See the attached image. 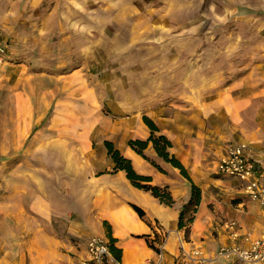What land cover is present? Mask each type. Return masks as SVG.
<instances>
[{"label": "crops", "instance_id": "0c3cea01", "mask_svg": "<svg viewBox=\"0 0 264 264\" xmlns=\"http://www.w3.org/2000/svg\"><path fill=\"white\" fill-rule=\"evenodd\" d=\"M36 1L39 4L41 0ZM194 1L201 2L205 13L192 19H187L190 13L185 14L184 37L202 40L200 49L190 52L207 54L211 48L213 54L225 55L227 61L222 58L217 64L208 61L196 63L201 66L195 73L171 82L172 86L180 87L178 91L171 92L166 102L137 118L114 114L115 119L107 121L104 128L95 122L91 127L72 131L67 138L58 137V134H65L59 125H42L33 131L29 141L28 148L31 150H52L58 154L78 156L64 158L65 166H75L76 169L70 172L72 180L67 175L70 179L56 182L57 197L48 196L45 191L48 185L43 181L42 196L35 202L41 218L49 221L56 217L64 219L69 233L87 242L96 236L107 240L103 226L106 222L115 240L114 246L121 251L119 264H140L153 259L155 253L142 238L149 236L152 239L153 232L164 236L161 246L164 261L173 264L179 256V239L183 235L177 229L178 216L190 197L189 183L177 169L158 158L150 145L144 154L162 172L127 146L130 139L146 140L149 136L142 116L151 119L159 133L171 142L170 153L200 189V203L189 226V245L201 246L207 254L228 245L230 241L223 228L225 221L236 222L242 233L249 231L258 236L264 232L259 207L247 200L240 183L226 178L225 191L228 192L219 196L216 190L211 189L219 180L209 177V170L217 175L216 166L220 157L226 146L234 142L248 144L251 156L264 175V0L258 1L259 9L256 3L254 5L249 0ZM27 2L29 5L37 3L33 0ZM24 4L26 0H21L19 5ZM12 6L18 4L13 0H0V33L9 28L5 33L12 35L10 23L16 18ZM170 21L173 22L172 19ZM205 39L207 45L203 43ZM6 64L8 67L0 68V97L7 91L13 94L19 87V80H23L18 64ZM86 91L87 99L83 100L90 105L95 116L100 117L95 107V104L98 105L96 94L89 89ZM15 93L16 97L19 94L23 99L28 97L25 87ZM51 122L58 123L57 120ZM41 123L42 120L37 117L30 121L29 133ZM75 140L80 142V147L71 151L69 146L71 143L74 146ZM104 141L112 142L131 161L137 174L151 178L152 185L167 187L174 201L172 206H164L148 192L133 188L123 172H113V163L106 155ZM209 157L210 161L206 160ZM228 198L235 200L228 202ZM130 205L144 212L151 227L139 219ZM26 239L24 251L16 253L13 264L47 262L44 247L49 245V241H54L53 237L40 234ZM86 244L83 252L75 251L76 254L83 253L79 264L85 258Z\"/></svg>", "mask_w": 264, "mask_h": 264}, {"label": "rangeland", "instance_id": "374dc122", "mask_svg": "<svg viewBox=\"0 0 264 264\" xmlns=\"http://www.w3.org/2000/svg\"><path fill=\"white\" fill-rule=\"evenodd\" d=\"M13 1L18 6H12V35L9 28L0 33V68L18 64L23 80L13 94L0 97V264H13L26 238L40 234L54 239L44 247L47 262L42 264H79L83 253L75 251L83 252L87 241L70 234L64 219L41 218L35 205L43 181L48 196L57 197L56 182L76 169L65 166L64 158L78 156L29 149L33 131L57 124L65 133L58 137L67 138L95 122L104 128L114 114L137 118L179 90L172 81L195 73L202 62L228 58L211 48L207 54L190 52L200 49L202 40L184 37L185 14L192 19L205 13L194 0H33L37 3L31 5L26 0L22 6L21 0ZM249 1L259 9V0ZM23 87L28 97H16ZM87 89L97 96L100 117L84 101ZM36 117L42 123L29 133ZM74 143L71 151L80 147ZM209 171L219 180L211 189L219 196L227 193L228 179Z\"/></svg>", "mask_w": 264, "mask_h": 264}, {"label": "built area", "instance_id": "2783aa9c", "mask_svg": "<svg viewBox=\"0 0 264 264\" xmlns=\"http://www.w3.org/2000/svg\"><path fill=\"white\" fill-rule=\"evenodd\" d=\"M262 153H264V149ZM216 174L238 181L247 200L258 205L260 217L264 220V175L251 156L248 144L244 142L228 144L218 161ZM223 228L227 232L230 243L211 254L205 253L201 246L189 245L182 235L179 239V256L173 264H221V262L226 264H264V232L258 236L249 231L242 233L234 221H225ZM160 238L163 240L164 236ZM162 244L153 259H147L140 264H166ZM81 264L119 263L109 250L108 240L96 236L88 240L85 258Z\"/></svg>", "mask_w": 264, "mask_h": 264}, {"label": "trees", "instance_id": "16d2710c", "mask_svg": "<svg viewBox=\"0 0 264 264\" xmlns=\"http://www.w3.org/2000/svg\"><path fill=\"white\" fill-rule=\"evenodd\" d=\"M142 121L148 128L149 136L146 140L130 139L127 141V146L136 155L140 156L158 171L162 172V170L144 154V151L148 145H150L158 158H160L164 163L169 164L171 167L177 169L180 175L189 183L190 197L187 203L182 207L177 222V229L184 230L186 236H188L189 226L193 221V214L196 213L200 203V189L193 183L183 165L174 157L173 154L170 153V149L172 147L171 142L164 135L159 133L157 126L151 119L146 116H142ZM103 146L106 150L107 157L113 163V172H123L125 178L133 188L148 192L153 198L157 199L158 202L164 206H172L174 201L167 187L154 186L151 184L150 177L137 174L132 167L131 161L128 158H125L115 148L112 142L104 141ZM130 207L137 214L140 220H142L148 227H151V223L145 219V214L140 208L134 205H130ZM189 213L192 215L186 218V215ZM103 226L106 231L109 250L113 257L119 261L121 251L114 246L115 240L110 235V227L106 222L103 223ZM142 238L145 239L146 245L149 249H151L154 253L159 252V246L162 244L163 240H161V238L155 232H153L152 239H150L149 236H144Z\"/></svg>", "mask_w": 264, "mask_h": 264}]
</instances>
